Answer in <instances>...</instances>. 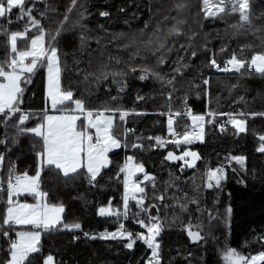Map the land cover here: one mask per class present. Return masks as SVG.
<instances>
[{"label":"trees","instance_id":"1","mask_svg":"<svg viewBox=\"0 0 264 264\" xmlns=\"http://www.w3.org/2000/svg\"><path fill=\"white\" fill-rule=\"evenodd\" d=\"M177 2L77 0V7L68 13L65 30L55 41L61 58L62 88L71 89L74 99L84 100L86 108L107 107L127 111L129 115L124 121H120V113H116L113 131L122 139L121 134L125 129L134 131L127 133V149L121 147L109 155L111 164L103 169V179L98 177L99 182L95 186L88 183L87 175H77L76 179L64 182L63 177H56V173L46 166L41 171L39 184L40 189L48 193L47 203L63 204L65 222H80L82 231L61 229L44 232L41 253L33 254L40 259L34 260L33 264H42L48 254L55 257V264H148L151 249L143 242L138 240L132 249H128L125 239L99 238L102 233L118 231L120 224H124L125 229L132 233L146 231L136 222L138 218L132 215L139 212L135 201L129 203L127 220L101 216L98 212L100 207L109 203L113 209L123 212L124 174L118 169L123 166L126 156H134L136 162L143 163L146 172L155 177V190L151 181L144 184L149 197L145 204L151 206L155 203L160 209L158 215L163 222V231L158 240L161 264H224L222 253L226 248L252 256L264 251V240L257 239L264 236V153L258 151L262 143L259 137L264 135V75L248 64L240 72L218 71L210 65L213 57L224 67L233 54L250 61L254 53L264 52V0H248L252 23L244 27H239L241 22L237 12L226 10L221 15L205 18L202 0H182L188 6L178 14L175 9ZM212 2L216 3L217 0ZM231 2L225 0L229 7ZM25 3L28 7L35 5L32 14L46 33L47 45L51 44L52 36L60 28L71 0H26ZM81 4L83 8H80ZM84 9H87V18L81 20L80 12ZM102 12L109 15L102 16ZM166 16L168 19H165ZM178 20L184 21L178 24L183 35H168L169 29L177 25ZM77 21L80 26H76ZM26 23L27 17L17 20L13 16L10 24L0 18V31H23ZM157 28L158 35L166 38L167 47L164 49L155 51L156 45L145 47L141 44L139 54L133 56L134 48L124 47L129 36L142 33L148 37ZM39 32L38 28H30L27 39L18 41L19 49L29 47L31 39ZM81 33L88 37L87 46L83 48L79 38ZM168 48L172 50L168 51ZM192 51L196 52L194 58L191 57ZM10 55L6 36L0 34V61ZM160 57L164 58V63H159ZM181 58L190 65L183 70V76L174 72ZM101 65H107L110 70L124 75L115 80L111 76L101 78L97 83ZM131 66H135L137 71L132 72ZM143 68H149L151 72L141 80L139 77L145 75ZM86 73L94 75H89L85 80ZM173 76L176 91L167 84ZM205 79L209 81L208 87L203 83ZM125 80L126 84L122 85L121 82ZM170 92L172 100L169 102L167 97ZM185 97L192 114L206 118L203 141L191 145H157L155 137L172 139L167 130V114L170 107L173 111L183 110ZM47 106L46 67H39L25 88L21 105L30 114L26 126H36ZM210 110L225 115H216L213 120L207 116ZM233 118L246 120V132H238L232 126ZM174 119L177 121L174 124L177 132L192 130V121L183 112ZM4 131L3 125H0V139L5 138ZM7 131L11 151L5 152V146L0 145V153L5 154L0 178L7 180L8 169L12 165L16 174L26 172L34 176L39 171L37 153L42 148L41 139L32 133H25L17 138L18 143L12 144L16 129L9 127ZM133 143L143 144L144 148L133 149ZM188 149L199 156L195 167L189 166L192 163L190 157L185 158L188 163L185 160L166 159L169 152L179 156ZM233 156L246 158L247 171L230 159ZM218 167L225 168L226 179L222 181L220 189H209L206 173ZM117 176L120 179H116ZM185 194L188 200L197 199L199 207L205 211H197V204L194 203H188V210L182 211L177 201L186 203ZM159 195L165 196L163 202L153 199ZM14 199L33 202L30 196ZM6 201L5 190L0 194V220L5 217ZM229 207L232 209L230 215L226 212ZM208 211L216 218L209 221ZM152 214L157 215L155 208ZM141 216L146 218L144 213ZM189 223L193 229L201 231L203 240L193 242L190 239L187 232ZM16 232L17 227H13L10 233L13 239ZM85 233L89 235L85 236ZM93 235L97 238L91 239ZM7 249L6 238L0 237V262L5 259Z\"/></svg>","mask_w":264,"mask_h":264},{"label":"snow or ice","instance_id":"2","mask_svg":"<svg viewBox=\"0 0 264 264\" xmlns=\"http://www.w3.org/2000/svg\"><path fill=\"white\" fill-rule=\"evenodd\" d=\"M202 11L207 17H215L221 13L228 12H240L239 27L244 25H251L252 21L249 15V2L248 0H232L230 7L225 3V0H217L213 3L212 0H202ZM187 4L178 0L175 4V9L179 14L185 8ZM33 4L31 7L26 6L25 0H0V18L12 23V17L16 16L17 20L27 17V23L23 31H11L6 29L0 31V34L6 36L7 43L10 45L11 55L9 58L0 61V125H3L4 139H0V145L5 146V152L11 151L8 146L9 133L7 129L14 127L16 129L15 136L12 138V144L18 143V137L25 133H32L36 137H39L42 141V148L37 153L39 157V171L34 176H29L26 172L23 175L15 173V166L12 165L8 169L7 180L0 178V191L6 190V215L3 220H0V237L6 238L8 243V249L5 259L0 264H33L34 260L40 259L38 255L41 253L40 239L41 232L33 231L28 228L25 230L17 231L15 233L16 238L13 239L10 233L13 231V227L16 225L31 226L32 229H42L44 231H60L61 229L69 232L82 231V225L80 222H65L62 214L65 209L63 204L50 205L46 202L47 192L40 191V175L41 171L48 167V169L56 173V177H63L64 182L67 180L76 179L77 175H87L88 183L95 186L99 181L98 177H101L102 170L111 164L108 153L113 149H119L121 147L127 149L129 144L127 142V133L134 131V129H125V132L121 136L114 133L113 129L115 121L117 119L116 113L119 112V120L124 121L125 117L129 115L127 111H122L116 108H103V109H89L86 108L84 100L80 98L74 99V93L71 89L62 88L61 85V58L59 49L55 44L56 38L60 35L64 29V22L69 19L68 13H71L74 8L77 7V0H71L70 6L67 9V13L64 14L63 21L60 28L56 30L55 35L52 36V43L46 46L45 31L40 21L32 14ZM83 4L80 8H83ZM16 9L17 12H13ZM87 9L80 12V19H86ZM102 16H108V12H102ZM165 19H168L166 16ZM173 19H177L173 17ZM184 23L183 20H178L177 25H174L169 29L168 35H183L182 30L178 27V24ZM76 26H80V22H76ZM237 27V25H233ZM30 28L40 29L39 34L35 38L31 39L30 47L18 49L17 42L19 40H26ZM259 31V29H257ZM159 28L151 34V36L144 37L141 33L139 36L133 34L128 37V43L124 45L125 48H134L133 56L139 54V47L143 44L145 47L156 45L155 51H160L167 47L166 38H162L158 35ZM81 47L87 46L88 37L83 33L80 34ZM99 41H97L98 43ZM183 48L184 45H181ZM168 48V51H171ZM224 50L223 48L221 49ZM187 54V53H186ZM196 52H191V57H195ZM111 59V58H109ZM164 58L160 57L159 63H164ZM119 63V61H117ZM248 64L250 68L256 72L264 75V52L254 53L249 60L239 59L235 54L226 61V65L221 67L213 57L210 60V65L218 71L240 72ZM190 65L183 62L182 58L178 62V66L174 68L176 75L183 76L184 69H187ZM39 67H46L47 69V97L50 100L51 109L59 111L58 115H50L45 111L44 116L37 123L36 126L28 127L26 122L30 118V114L21 108L24 102V92L27 84L31 81L32 74H34ZM130 70L136 72L137 68L131 66ZM82 71V70H81ZM99 75L97 76V83L100 79H108L109 76L116 79L118 76H123L124 73L119 71H113L108 68L107 65H101L98 69ZM142 71L145 75H141L139 78L144 80L147 78V74L151 72L149 68H143ZM159 76L158 73H152ZM89 75L94 73H86L84 79L87 80ZM122 85L126 84V80L121 82ZM205 85L209 83L207 79L203 81ZM167 84L172 86L173 91H176L175 76L167 81ZM23 85V86H22ZM123 90V86L120 89ZM115 99V97H113ZM168 101L172 100V93L170 92L167 97ZM185 108L183 110L173 111L171 107L168 112L167 130L172 139L165 140L161 137H155L157 145H166L167 143H173L179 146L182 143H191L193 139H203L205 116L193 115L190 108L187 106V97L184 100ZM74 105V107H73ZM59 106V107H58ZM183 114L187 115L192 121V130L187 129L183 132H177L174 124L177 121L174 117H180ZM165 115V113H161ZM216 115H225L224 113H216L214 111H208L207 116L211 119H215ZM231 117L232 114H227ZM240 115H243L241 113ZM86 121V124L82 121ZM78 121H81V126L78 127ZM231 123L240 132H244L245 121L231 119ZM91 130H94L92 132ZM149 139H153L149 137ZM262 142L258 148V151L264 153V135L259 137ZM133 149L144 148L143 144L133 143L131 144ZM186 157H190L192 163L189 165L195 167V161L199 159L196 152L184 151L182 155H175L173 152H169L166 159L168 160H185ZM231 160L236 161L241 169L247 171L246 158L244 156H233ZM5 163V154L0 153V169H2ZM185 163H188L185 160ZM81 169H85V172H81ZM235 170V169H233ZM118 171L124 174L123 178V212L119 209H112L109 203L108 207H100L98 212L101 216H116L122 217L124 220L129 218V201H135V205L139 208V212L132 213L134 218H138L136 222L142 229L146 231H140L132 233L125 229L124 224H120L119 230L116 232H105L100 235V239H125L127 243L125 247L132 249L136 242L139 240L151 249V257L148 259V264H161L160 257V243L157 237L163 231V222L158 215L160 209L155 203L151 206H146L145 202L149 199L146 194V188L141 186L140 182L134 179L137 173H143L144 180L152 182V188L155 190V177L150 176L146 171L143 163H138L134 156H126L122 167H119ZM207 187L209 189L222 187V181L226 179V170L223 167H218L214 170H209L206 173ZM116 179H120L119 176ZM214 182V183H213ZM6 185V188H5ZM199 189H197L198 191ZM21 193H32L34 196L39 197L40 200L35 204H20L17 199ZM153 199L163 202L165 200L164 195L154 196ZM186 203H177L182 211H187V204H197V211H205L199 207V201L195 198L188 200L187 194L184 197ZM155 208L157 215L152 214V209ZM230 215L232 212L231 207L226 210ZM141 213L146 214V218L141 216ZM209 221L215 219L211 211L207 213ZM227 223V221H225ZM199 227V226H198ZM192 225H187V232L193 242H197L204 239L201 235V231L193 232L191 230ZM85 233V236H88ZM79 238L78 236L76 237ZM96 239L95 235L90 237ZM257 239L264 240V236ZM222 259L224 264H264V251L259 252L257 255H244L237 252L234 248H226L222 253ZM42 264H55V257L52 254H48L42 260Z\"/></svg>","mask_w":264,"mask_h":264},{"label":"rangeland","instance_id":"3","mask_svg":"<svg viewBox=\"0 0 264 264\" xmlns=\"http://www.w3.org/2000/svg\"><path fill=\"white\" fill-rule=\"evenodd\" d=\"M26 1V0H25ZM237 13H239V15H240V12L239 11H237ZM222 14V13H221ZM221 14H219V15H221ZM201 40H202V37L200 38ZM18 41H19V39H18ZM45 42H46V46H47V40H46V36H45ZM17 46H18V49H19V44H18V42H17ZM30 47V46H29ZM9 49H10V45H9ZM46 79H47V69H46ZM47 85V84H46ZM23 86V85H22ZM207 87H208V85H207ZM209 91V90H208ZM46 96H47V88H46ZM47 101H48V106H47V109L45 110V111H47V113L48 112H51V110H49L50 108H51V104H50V100H49V98L47 97ZM127 119V117H125V120ZM233 119H237V120H244L243 118H233ZM245 122H246V120H244ZM78 123V122H77ZM115 124H116V121H115ZM232 124V123H231ZM232 126H233V124H232ZM234 127V126H233ZM204 128H205V124H204ZM238 132H240L236 127H234ZM191 129H192V124H191ZM245 129L247 130V122L245 123ZM246 130L244 131V132H246ZM92 131H94V130H92ZM203 138H204V132H203ZM203 141V139L202 140H199V139H193V141L191 142V143H186V145H191L192 143H195V142H202ZM118 151V150H120V148L119 149H113L111 152H109V153H112V152H115V151ZM187 151H191L190 149H188ZM108 153V154H109ZM40 170V169H39ZM146 171V170H145ZM143 173H137V175H136V177L134 178V179H136L137 180V182H140L141 183V186L142 187H144V184H146L147 182H148V180H144V178H143ZM41 176V175H40ZM40 191H42L41 189H39ZM24 196H30V197H33V202H30V201H18L20 204H24V203H28V204H35V203H37L39 200H40V198L39 197H36V196H34V194H32V193H21L20 194V196L19 197H24ZM46 202H47V200H46ZM129 203H130V201H129ZM109 205H107V206H103V207H108ZM112 208V207H111ZM113 209V208H112ZM5 215H6V213H5ZM62 216H63V218H64V213L62 214ZM105 216H108V215H105ZM14 227H17V231H21V230H25L27 227H30L31 228V226H23V225H16V226H14ZM33 231H40L41 232V239H40V245H41V240H42V234L44 233V232H48V231H44V230H42V229H32ZM191 230L193 231V232H195V231H197V230H195V229H193V228H191ZM160 237V236H159ZM159 237H157V240H159ZM190 239L192 240V238L190 237ZM193 241V240H192Z\"/></svg>","mask_w":264,"mask_h":264},{"label":"crops","instance_id":"4","mask_svg":"<svg viewBox=\"0 0 264 264\" xmlns=\"http://www.w3.org/2000/svg\"><path fill=\"white\" fill-rule=\"evenodd\" d=\"M46 84H47V79H46ZM46 88H47V85H46ZM46 97H47V96H46ZM47 102H48V101H47ZM49 110H51V112H48V114H50V115H58V114H60L59 111H55V112H54L51 108H50ZM44 113H45V111H44ZM82 119H83V118H82ZM79 122H80V121H78V127H80ZM83 123L86 124V121H84ZM91 131H92V130H91ZM92 132H94V131H92ZM116 151H117V150H116ZM116 151H115V152H116ZM112 153H114V152H112ZM110 154H111V153H109L108 156H109ZM46 167H47V166H46ZM81 170H85V169H81ZM81 170H80V171H81ZM102 171H103V170H102Z\"/></svg>","mask_w":264,"mask_h":264},{"label":"built area","instance_id":"5","mask_svg":"<svg viewBox=\"0 0 264 264\" xmlns=\"http://www.w3.org/2000/svg\"><path fill=\"white\" fill-rule=\"evenodd\" d=\"M0 172H1V169H0ZM5 188H6V185H5ZM5 191V190H4ZM4 191H0V194L2 193V192H4Z\"/></svg>","mask_w":264,"mask_h":264},{"label":"water","instance_id":"6","mask_svg":"<svg viewBox=\"0 0 264 264\" xmlns=\"http://www.w3.org/2000/svg\"><path fill=\"white\" fill-rule=\"evenodd\" d=\"M199 160V159H198ZM198 160L195 161V164L198 162Z\"/></svg>","mask_w":264,"mask_h":264}]
</instances>
